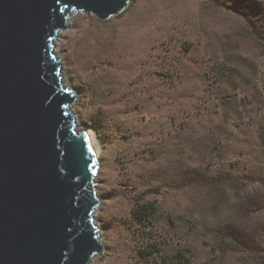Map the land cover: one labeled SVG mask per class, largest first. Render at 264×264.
Segmentation results:
<instances>
[{
  "label": "rangeland",
  "instance_id": "obj_1",
  "mask_svg": "<svg viewBox=\"0 0 264 264\" xmlns=\"http://www.w3.org/2000/svg\"><path fill=\"white\" fill-rule=\"evenodd\" d=\"M237 3L71 13L57 39L70 110L100 147L89 264H264V0ZM139 198L157 205L148 227Z\"/></svg>",
  "mask_w": 264,
  "mask_h": 264
},
{
  "label": "water",
  "instance_id": "obj_2",
  "mask_svg": "<svg viewBox=\"0 0 264 264\" xmlns=\"http://www.w3.org/2000/svg\"><path fill=\"white\" fill-rule=\"evenodd\" d=\"M131 0H0V264H89L104 250L100 159L77 127L57 39L73 11Z\"/></svg>",
  "mask_w": 264,
  "mask_h": 264
},
{
  "label": "trees",
  "instance_id": "obj_3",
  "mask_svg": "<svg viewBox=\"0 0 264 264\" xmlns=\"http://www.w3.org/2000/svg\"><path fill=\"white\" fill-rule=\"evenodd\" d=\"M238 0L232 2V0H218V5L226 7V8H237L239 3ZM157 213V205L154 201L146 200L141 201L140 198L136 199L135 206L131 209L132 218L136 225L148 227L150 220L156 215ZM146 235H144L145 237ZM178 257V255H175Z\"/></svg>",
  "mask_w": 264,
  "mask_h": 264
},
{
  "label": "bare ground",
  "instance_id": "obj_4",
  "mask_svg": "<svg viewBox=\"0 0 264 264\" xmlns=\"http://www.w3.org/2000/svg\"><path fill=\"white\" fill-rule=\"evenodd\" d=\"M73 12H76V11H73ZM71 15V14H70ZM69 19V18H68ZM68 21V20H67ZM66 25H67V22H66ZM65 33V31H62V32H60L59 33V36L60 35H63ZM57 50H58V43H57ZM58 55H59V57H62V52L60 51H58ZM64 62V61H63ZM64 85L65 86H69L68 85V78H67V76L65 75V77H64ZM70 108V107H69ZM79 129H81V130H84V128L83 127H81V126H77ZM88 131V130H87ZM89 132V134H90V136H91V138H92V144H93V146H94V149H95V151H96V154L97 155H99V151H100V147H99V144H98V142H97V139H96V137L94 136V134L92 133V132H90V131H88ZM101 242V241H100Z\"/></svg>",
  "mask_w": 264,
  "mask_h": 264
}]
</instances>
